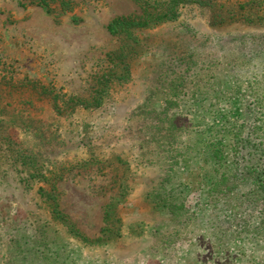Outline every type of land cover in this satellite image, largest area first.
<instances>
[{
  "label": "rangeland",
  "instance_id": "rangeland-1",
  "mask_svg": "<svg viewBox=\"0 0 264 264\" xmlns=\"http://www.w3.org/2000/svg\"><path fill=\"white\" fill-rule=\"evenodd\" d=\"M182 5L131 45L108 25L141 16L136 0H0V264H264V204L219 182L227 126L264 115V0ZM104 75L100 107L63 104ZM16 151L62 167V216Z\"/></svg>",
  "mask_w": 264,
  "mask_h": 264
},
{
  "label": "trees",
  "instance_id": "trees-1",
  "mask_svg": "<svg viewBox=\"0 0 264 264\" xmlns=\"http://www.w3.org/2000/svg\"><path fill=\"white\" fill-rule=\"evenodd\" d=\"M143 9V14L141 16H129V17H116L108 25V30L113 35H124L125 38L130 40V44L139 43V38L137 35L133 34V27H143L149 25L152 21L159 22L167 19L177 18L179 13V5L183 4L184 6L187 2H197V0H165V1H154L151 0H136ZM29 3L38 4L45 7L46 11L52 13L56 10L54 4L58 3L63 10H73V0H29ZM24 4V3H23ZM78 18L77 16H75ZM79 20V19H78ZM110 77L104 75V77L99 81L98 91L92 94V97L80 98V97H68L67 100L62 99L63 104H69L71 108L79 105L82 109L92 110L94 107H100L103 103V96L105 88L109 85ZM11 87L14 89L13 84ZM258 91H260L258 93ZM254 93V96L257 97L255 101L261 102L264 99V80L262 90H258ZM50 93H53V90L50 89ZM251 103V102H250ZM255 103V102H254ZM4 108V107H3ZM256 108L258 106L256 105ZM4 109H1V114ZM249 118L252 119L250 125L246 126L245 122L243 124L229 125L228 131L233 133V137L230 140V151L228 155L233 158L232 166H226V170L221 172L219 175V182L221 185L227 186L228 190L233 191L238 185H244L247 189V193L244 192L243 195L247 194L245 199H236L239 200L240 204L245 203L246 201L249 204H257L261 202L264 204V119L263 114L259 113V110H253L248 106L247 113ZM4 118V116H3ZM30 126V124H26ZM36 135V133H34ZM218 135V134H216ZM223 149H218L216 156L222 159ZM17 158L21 163L33 172V176L42 177L43 180L49 181L51 184V189L46 190L41 188L40 192L43 190V195H46L45 198L51 202V207L55 217L62 216L61 212L58 210V205L56 204L55 198L52 195V190H55V180L56 176L62 174L60 167L58 173L55 175L54 171L46 167V163L38 164L31 163V160L22 155V152L16 151ZM32 160H35L32 157ZM234 165V166H233ZM49 167V166H48ZM219 185V184H217ZM43 186V185H41ZM258 198L255 199L254 196ZM164 198V197H163ZM165 201L168 202V198H165ZM248 206V205H247ZM170 208V207H168ZM264 208V205H263ZM264 213V209H263ZM105 221L111 222V210L106 212ZM106 229V228H105ZM78 233V231H76ZM81 238L88 239L84 234H80Z\"/></svg>",
  "mask_w": 264,
  "mask_h": 264
}]
</instances>
